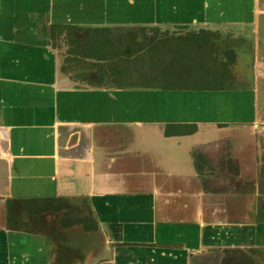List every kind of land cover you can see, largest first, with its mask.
<instances>
[{
  "label": "crops",
  "instance_id": "0c3cea01",
  "mask_svg": "<svg viewBox=\"0 0 264 264\" xmlns=\"http://www.w3.org/2000/svg\"><path fill=\"white\" fill-rule=\"evenodd\" d=\"M260 2L0 0V264H193L264 245V160L236 125L264 120L257 88L220 86L229 72L214 87L205 68L198 88L128 86L100 43L116 32L92 30L186 25L172 35H204L203 63L229 71L217 38L256 39ZM35 198L69 214L19 204Z\"/></svg>",
  "mask_w": 264,
  "mask_h": 264
},
{
  "label": "rangeland",
  "instance_id": "374dc122",
  "mask_svg": "<svg viewBox=\"0 0 264 264\" xmlns=\"http://www.w3.org/2000/svg\"><path fill=\"white\" fill-rule=\"evenodd\" d=\"M260 1H261L260 5L264 6V0H260ZM258 23H259V29H258V34H257L258 37L256 39L253 37L252 39L249 38V40L244 41L241 37H237V38L228 37L225 39L217 38V44L219 47L218 52H217L218 54L217 59L225 60L226 58L224 57L221 50L225 46L228 48H231L233 57H232V60L229 61V65H228L229 71L225 70L226 75H227V72H229V78L227 80H223L220 86L224 88H231V89H236V88L246 89V88L255 87L257 88L259 98H260L259 105L260 104L263 105L264 104V79L262 78L258 79L257 82L253 80V76H254L253 71L255 68L256 60L259 57L264 58V12L259 14ZM186 27H187L186 25L172 24V22L171 24H167V23H162V22L160 23V22L149 21L147 23H133V24L119 23L116 25H112L110 29L116 32L115 39L121 38V40L125 41L122 44V47H124L127 42L126 41L127 35L124 36L120 33L129 32L128 34H132L136 40L145 42L152 36L154 37H157L159 35L161 37L172 36L171 32H184V30H187ZM105 33L108 34V32H105ZM117 35H121V36H117ZM182 36H189V34L185 33V34H182ZM103 39L106 42H112V41H109V38L104 37ZM163 43L166 45H169L167 46L169 48L172 47V50L174 51L175 40H173V42L171 43H168V42H163ZM142 47H146V45L142 44ZM138 53L140 54L139 50L138 52H136L135 55H137ZM142 60H146L145 57ZM171 62L172 64L169 61L170 65L171 66L173 65L175 67V70L173 71L172 75L174 73H177L178 69H181L179 78H176V74L173 76L170 75L167 70H164L163 65H161V67H158V70H156L158 63L157 62L154 63V61H152V64H151V61L150 63H143L141 61H137L136 63H133L131 60H129L127 68L124 71H123V66L121 64L112 63L113 68L111 69V74L114 75L116 78H118L119 81H123L122 83H126L128 86L133 85V86L146 87V85L148 84L149 86L157 89L160 87L161 88L167 87V85L170 86L171 84L173 85L174 83H176V84H190L196 88L202 87V86H199L200 83L202 82L201 79L203 78V74L205 73L202 69H200L201 76L197 77L192 74H187L185 71L182 70V69H185L183 65H187L188 71L190 72V68L192 67L190 65V62L188 63L179 62V65H178L177 59L174 54L172 55ZM149 64L152 66L151 69H148ZM220 64L224 65L226 63H220ZM117 68H120V71H118ZM214 68L215 66H213V69ZM207 69L211 70L210 64L208 65V68L205 67V70ZM142 71L144 73H141V76L139 77V74ZM197 71H198L197 69H194L193 71L191 70V72H194L195 74ZM222 71L223 70H220V69L215 70V71L211 70V73L218 74V73H221ZM226 75L225 76L223 75V78H225ZM255 77L258 78L257 75H255ZM231 89H226V90H231ZM263 117L264 116H262L260 119H262ZM252 121L253 120H248L246 121V123H239L236 125H238L237 127H244L247 130V132H249L247 143L254 144L255 146L254 148H256L255 152H257V159H261V161H263L264 160V120L262 119L259 123L257 121L256 124L253 123L254 121L253 122ZM247 163L249 164L246 166H250L251 168V166H253L252 163H254V161L250 160V162L247 161ZM260 168H261V165H260ZM253 170L254 169H252V171ZM232 184L233 183L230 182V185ZM237 186H238V189L242 187L244 190H251L253 188L252 182H243L242 186L241 185L240 187L239 185ZM237 186H234V187H237ZM263 193H264V182H262L261 189H260V194L262 195ZM257 199L260 202V199H263V198L258 197ZM252 217L254 216L252 215ZM257 217L258 219L255 218L257 221H262L264 219L262 215H259ZM260 232L262 234L261 237L264 238V232L262 231V229L259 231V233ZM82 239H85V238H82ZM86 239H88V237ZM261 243H264V241H262ZM193 264H264V245H259V246L251 247V248H239V249H234V250H228L226 253H221V254L220 252L214 251V250L208 251L206 253H199V255L194 257Z\"/></svg>",
  "mask_w": 264,
  "mask_h": 264
},
{
  "label": "trees",
  "instance_id": "16d2710c",
  "mask_svg": "<svg viewBox=\"0 0 264 264\" xmlns=\"http://www.w3.org/2000/svg\"><path fill=\"white\" fill-rule=\"evenodd\" d=\"M70 28L79 29L74 26H71ZM92 30L98 33L99 31L108 32L111 29L107 27H101V28H94ZM128 33L129 32L120 33L124 36L127 35V40H126L127 42L124 47H122V44L125 41L121 40V38L115 39L116 37L115 36L109 39V41L113 42V43L110 42L111 44L116 45V49L110 52L111 59L113 60V61L111 60V62L116 63V64H121L123 66V69L125 67L127 68L129 60H131L133 63H136L137 61H141L143 63H150L151 61V64H152V61H154V63L155 62L158 63L156 70H158V67H161V65H163L164 70H167L169 74L172 75L173 71L175 70V67L173 65L172 66L170 65V63L172 64L171 61H172L173 54L175 55L177 59L178 65H179V62L181 63L190 62L191 65H195L201 60L202 63L198 67H195L198 70L196 74L200 72V69L205 68V67L208 68V64L203 63L205 61L204 56H203V53L205 52V43L203 42L204 35L202 34H199V33L192 34L191 33L189 34V36L172 35V36H163V37L159 35L157 37L152 36L147 41L144 42V41L136 40L132 34H128ZM117 36H121V35H117ZM103 38L104 37H102L100 40L101 46H103V42L109 43V42L104 41ZM173 40H175L174 51L172 50V47L169 48L167 47L169 45H166L163 43V42L171 43L173 42ZM142 44H145L146 47H142ZM138 50L140 51V54L138 53L137 54L138 56H137L135 54L136 52H138ZM106 53L108 52L104 50L99 51L100 58L101 59L104 57L106 58L108 55ZM144 57L146 60H142L144 59ZM212 60H214V58ZM210 65H211L212 71L219 70V69L223 70L221 73H218V74L211 73V70H208V69L206 70V73L209 74L207 76L208 79L212 81V83H214L213 84L214 87H217L219 86L223 78V75L224 76L226 75L225 68L223 64H216L215 62L211 63ZM183 66L185 69H182V70L185 71L187 74H190L188 72V66L187 65H183ZM213 66H215L214 69H213ZM151 68L152 66L149 64L148 69H151ZM117 70L120 71V68H117ZM180 72H181V69H178V72L174 73L173 75L176 74V78H179ZM141 73H144V72L143 71L140 72L139 77L141 76ZM192 73L195 74L194 72ZM21 202L22 203H19V204L26 205L25 206L26 208L28 207L34 208L37 210L36 212L38 213L48 208L59 209L58 211H56V214L58 215V218L60 219V223H62L63 219L69 214V211L65 207L66 205H64L59 199L35 198V199H27L24 202L21 200ZM231 250H234V249H231Z\"/></svg>",
  "mask_w": 264,
  "mask_h": 264
}]
</instances>
